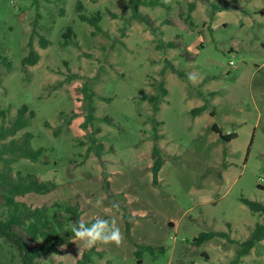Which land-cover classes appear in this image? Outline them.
<instances>
[{"label": "rangeland", "instance_id": "1", "mask_svg": "<svg viewBox=\"0 0 264 264\" xmlns=\"http://www.w3.org/2000/svg\"><path fill=\"white\" fill-rule=\"evenodd\" d=\"M155 1L139 8L147 25L132 19L127 0H40L37 10L31 0H0L4 124L26 106L34 117L15 139L29 133L32 149L45 151L36 162L17 157L10 177L19 172L55 185L16 201L76 204L84 222L114 217L123 243L92 247L101 254L93 264H230L238 243L264 224L241 201L264 205V0ZM79 14L98 15V29ZM67 28L73 34L64 43ZM29 42L39 61L23 66ZM168 42L174 48L163 47ZM161 82L167 95L154 113L148 98L161 96ZM83 86L95 95L96 120L86 129ZM213 126L234 137L223 141ZM155 145L164 158L156 184L147 157ZM208 232L230 240L193 245ZM88 249L75 238L39 264H77ZM0 264H20L1 237ZM239 264H264V239Z\"/></svg>", "mask_w": 264, "mask_h": 264}, {"label": "trees", "instance_id": "2", "mask_svg": "<svg viewBox=\"0 0 264 264\" xmlns=\"http://www.w3.org/2000/svg\"><path fill=\"white\" fill-rule=\"evenodd\" d=\"M39 1L40 0H31L36 10L38 9ZM127 1L132 19L143 21L149 25L148 20L141 16L139 8L141 6L156 7L159 3L155 0ZM78 8H80V6H78ZM194 9V3L188 5L187 21L190 18V13L193 12ZM214 9L217 10L222 8L214 7ZM78 18L81 22L87 23L98 29V15L87 17L83 14H79ZM72 34V29L67 28L66 32L63 34V38L65 39L64 43L67 42L66 40L69 39ZM39 44L42 49H45L48 45V41L39 36ZM28 46L29 53L25 58H23L22 65L34 66L39 61V54L32 48L31 42H29ZM158 47L174 48V44L172 42H168L163 45V47ZM170 69L180 77L182 76V74L178 73L174 67L171 66ZM163 86L164 84L161 82L159 86L161 96H151L148 98V102L153 104L152 108L154 113L158 111V106L161 103L160 101L167 95V90ZM82 96L85 104L87 105V113L85 121L81 126L86 129L87 127H91L93 122L96 120L94 115L95 95L86 86H83ZM205 109L206 105L203 104L200 107L192 109L191 114L193 117H196L204 112ZM27 113L28 117H26ZM33 117L34 113L32 111L28 112L26 106H21L18 109L15 119L8 126H5V111L0 110V163L8 166L6 170L0 169V237L15 247L19 254L20 264H39L40 259L49 253L58 254L60 247L72 246V241L75 236L71 232V226L75 221H80L81 216V210L76 204L55 203L49 208H31L16 201V197L25 196L27 194L44 195L50 193L55 188V185L52 182L41 181L30 175L23 176L19 172H16L14 178L10 177V165L16 162L17 157H21L30 162H36L41 153L45 152L43 149H32L30 145L32 135L29 133L25 134L19 142L15 139L17 133L26 128L29 123V119H32ZM102 121L106 122L108 120L104 118ZM156 125L158 126L159 123L156 122ZM212 130L219 134L220 138L225 142H229L234 137L232 134L223 136L214 126L212 127ZM93 133L98 134L100 133V130L97 128ZM154 136L155 140L159 139L157 132H155ZM7 138H11V140L8 143H5ZM101 147L102 146H99V148ZM147 157L152 161V181L156 184L158 181V172L161 169L164 158L156 145L153 146ZM241 201L251 212L264 216V205L245 199H242ZM123 218L125 222V235L128 238L130 231L129 215L124 213ZM93 222L94 221L85 223L90 226ZM215 237L227 238L230 240L227 233L208 232L199 234V236L195 238L192 243L193 245H200ZM263 239L264 224H257L251 232L249 238L238 243L234 258L230 264H239L241 259L249 255L251 250ZM145 251L151 252L152 249L145 248ZM134 254L137 258H139L140 251H136ZM94 256L101 257V254L94 248L85 250L77 264H93Z\"/></svg>", "mask_w": 264, "mask_h": 264}, {"label": "clouds", "instance_id": "3", "mask_svg": "<svg viewBox=\"0 0 264 264\" xmlns=\"http://www.w3.org/2000/svg\"><path fill=\"white\" fill-rule=\"evenodd\" d=\"M190 79L192 77L190 76ZM101 205V201H97V206ZM113 207L119 208V204ZM71 232L75 238L84 243L86 248H92L99 244H114L119 247L123 243L124 236L120 228L117 226L116 219L111 220L96 218L89 226L83 220L75 221L71 226Z\"/></svg>", "mask_w": 264, "mask_h": 264}, {"label": "built area", "instance_id": "4", "mask_svg": "<svg viewBox=\"0 0 264 264\" xmlns=\"http://www.w3.org/2000/svg\"><path fill=\"white\" fill-rule=\"evenodd\" d=\"M230 65H233L232 63H230ZM260 181H262V178L259 179Z\"/></svg>", "mask_w": 264, "mask_h": 264}, {"label": "crops", "instance_id": "5", "mask_svg": "<svg viewBox=\"0 0 264 264\" xmlns=\"http://www.w3.org/2000/svg\"><path fill=\"white\" fill-rule=\"evenodd\" d=\"M74 239H75V238H74ZM74 239H73V240H74ZM72 245H73V241H72Z\"/></svg>", "mask_w": 264, "mask_h": 264}]
</instances>
